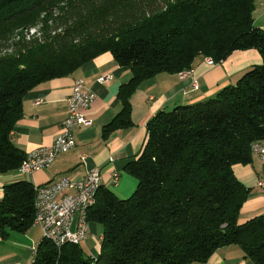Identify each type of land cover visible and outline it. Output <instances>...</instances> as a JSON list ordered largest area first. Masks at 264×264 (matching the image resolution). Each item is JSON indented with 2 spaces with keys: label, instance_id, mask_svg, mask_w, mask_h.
<instances>
[{
  "label": "trees",
  "instance_id": "1",
  "mask_svg": "<svg viewBox=\"0 0 264 264\" xmlns=\"http://www.w3.org/2000/svg\"><path fill=\"white\" fill-rule=\"evenodd\" d=\"M255 6L256 0H0V45L15 44L13 53L0 51V174L17 171L26 158L12 135L25 95L102 53L133 72L104 136L133 124L131 97L148 78L191 69L200 56L219 63L256 48L263 58L216 95L150 118L144 148L125 165L136 190L120 198L102 184L87 211L88 222L103 226L95 263L81 244L58 247L43 238L31 264H193L231 244L264 264V215L239 221L250 190L233 169L251 162L253 143L264 141V29L254 23ZM34 185L19 179L4 186L0 236L34 225Z\"/></svg>",
  "mask_w": 264,
  "mask_h": 264
},
{
  "label": "crops",
  "instance_id": "2",
  "mask_svg": "<svg viewBox=\"0 0 264 264\" xmlns=\"http://www.w3.org/2000/svg\"><path fill=\"white\" fill-rule=\"evenodd\" d=\"M254 23L264 29V0H256ZM262 61V55L256 48L236 50L214 65L208 64L204 57H198L193 73L183 78L178 73L166 72L148 78L131 97L133 124L118 128L108 136H104V127L123 108L119 98L120 87L133 76L132 70L120 65L111 52L96 56L70 75L38 84L25 95L23 116L12 132L14 142L26 154L39 146L52 144L61 133L68 113V98L77 79H83L86 86L97 95L86 110L92 123L74 128L76 146L60 153L49 167L32 174L17 171L0 174V199L4 194V186L15 180L28 179L34 184H44L68 175L73 181H79L94 168L100 169L104 186L120 198L129 197L137 187L138 180L125 170V165L144 148L150 118L160 110H170L179 104L193 103L216 95L223 86L234 83L250 67ZM104 75L111 77L100 82L99 79ZM193 78L198 79L200 85L196 91L191 89ZM233 169L236 177L250 190L239 221L243 223L255 216L264 215V185H258V180L264 175V159L253 153L251 162L237 163ZM115 172L120 174L117 182L113 179ZM77 221L78 214L73 229ZM88 225L89 236L80 244L86 253L94 255L90 254L93 251L92 244L101 247L103 226L97 222H89ZM42 239V230L36 224L26 233L11 231L8 237L0 236V264L31 263L34 259L31 246L38 245ZM193 264L256 263L246 256L239 245L231 244L216 249L206 262Z\"/></svg>",
  "mask_w": 264,
  "mask_h": 264
},
{
  "label": "built area",
  "instance_id": "3",
  "mask_svg": "<svg viewBox=\"0 0 264 264\" xmlns=\"http://www.w3.org/2000/svg\"><path fill=\"white\" fill-rule=\"evenodd\" d=\"M208 64L217 62L212 57H205ZM193 68L179 73L180 77H186L193 73ZM111 75L102 76L99 81H107ZM199 81L192 79L191 89L198 90ZM96 93L86 86L83 79H77L71 95L68 98L69 108L63 123V130L50 145L39 146L26 154L17 172L32 174L36 170L49 167L60 153L67 152L76 146L73 130L76 126H87L92 119L86 114L91 104L96 99ZM252 152L264 159V141L254 142ZM113 159V158H111ZM120 174L115 172L114 182L119 180ZM103 184L99 168L90 170L87 175L73 181L70 176L64 175L58 179L44 184H35L36 190V217L34 224L40 226L43 238L54 242L58 247L66 243L80 244L89 236V222L87 211L95 204L97 191ZM258 185H264V175L258 180ZM76 214H78L77 226L73 229ZM103 235H101V239ZM38 245H32L31 250L35 256ZM93 263L97 260L91 255ZM32 263V262H31ZM5 264H22V262H10Z\"/></svg>",
  "mask_w": 264,
  "mask_h": 264
},
{
  "label": "rangeland",
  "instance_id": "4",
  "mask_svg": "<svg viewBox=\"0 0 264 264\" xmlns=\"http://www.w3.org/2000/svg\"><path fill=\"white\" fill-rule=\"evenodd\" d=\"M32 31H34V30H32ZM33 33V32H32ZM6 43H3L2 45H0V51H1V54H5V53H13V51H14V48H13V46H15V44H14V40L13 41H11V42H9L8 44H6ZM239 78V77H238ZM238 78L234 81V83H231V84H235L236 82H237V80H238ZM137 185H138V183H137ZM137 188V187H136ZM136 188L134 189V191L136 190ZM133 191V192H134ZM133 194V193H132ZM98 223V222H97ZM100 224V223H99ZM101 225V224H100ZM101 233H99V235H100ZM42 235H43V233H42ZM92 252L90 253V254H94L96 257H98L99 256V253H100V248H98L97 246H95L94 245V243L92 244ZM86 252V251H85ZM89 253V252H88ZM31 261V260H30ZM29 261V262H30ZM22 264H31V263H22Z\"/></svg>",
  "mask_w": 264,
  "mask_h": 264
}]
</instances>
